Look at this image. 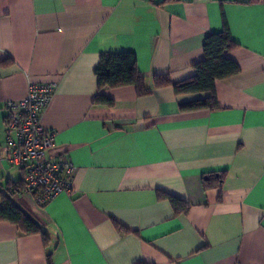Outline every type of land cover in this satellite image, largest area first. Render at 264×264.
Returning a JSON list of instances; mask_svg holds the SVG:
<instances>
[{"label":"crops","instance_id":"crops-1","mask_svg":"<svg viewBox=\"0 0 264 264\" xmlns=\"http://www.w3.org/2000/svg\"><path fill=\"white\" fill-rule=\"evenodd\" d=\"M226 25L240 72L217 81L216 108L181 110L207 94L155 78L194 76ZM123 51L149 94L99 90L101 54ZM32 83L55 85L41 123L55 133L50 155L75 168L73 189L43 206L13 194L49 241L0 220V264H50V253L51 264H264V0H0L3 192L21 179L4 157L5 103ZM99 93L113 104H95Z\"/></svg>","mask_w":264,"mask_h":264},{"label":"trees","instance_id":"trees-1","mask_svg":"<svg viewBox=\"0 0 264 264\" xmlns=\"http://www.w3.org/2000/svg\"><path fill=\"white\" fill-rule=\"evenodd\" d=\"M237 47L232 38L229 28L218 33H212L205 39L203 46L204 58L195 64V75L183 81L172 83L167 77L157 76V86L172 85L176 94H200L207 96L190 102L182 103L181 110H197L202 108L214 109L218 106L216 99V83L240 72V67L228 54ZM98 88H117L121 86L134 85L139 96L151 92L145 85V77L138 69L137 55L134 52H107L102 53L100 61L95 68ZM98 105H112L113 100L99 93L94 98ZM223 173L221 175L224 178ZM208 185V184H207ZM210 185V183H209ZM7 191H0V220L17 224L21 231L26 234L40 233L43 235L45 244H48V235L41 227L25 213H23L13 202L12 196L15 192H22L24 183L19 181H8ZM160 197L168 199L177 213L187 212L188 205L177 197L161 193ZM118 228L120 226H117ZM52 254H48L49 263H52Z\"/></svg>","mask_w":264,"mask_h":264},{"label":"built area","instance_id":"built-area-1","mask_svg":"<svg viewBox=\"0 0 264 264\" xmlns=\"http://www.w3.org/2000/svg\"><path fill=\"white\" fill-rule=\"evenodd\" d=\"M54 91L51 83H32L26 98L5 103L4 157L19 169L24 183L22 192L32 195L41 206L73 189L75 168L66 157L50 155L55 133L41 123Z\"/></svg>","mask_w":264,"mask_h":264},{"label":"rangeland","instance_id":"rangeland-1","mask_svg":"<svg viewBox=\"0 0 264 264\" xmlns=\"http://www.w3.org/2000/svg\"><path fill=\"white\" fill-rule=\"evenodd\" d=\"M13 171L15 172V176H18V174H20L19 169L16 167L13 168Z\"/></svg>","mask_w":264,"mask_h":264}]
</instances>
